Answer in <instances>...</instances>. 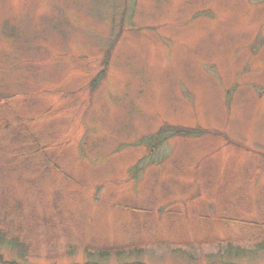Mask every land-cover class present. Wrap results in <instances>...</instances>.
Here are the masks:
<instances>
[{
    "label": "rangeland",
    "instance_id": "1",
    "mask_svg": "<svg viewBox=\"0 0 264 264\" xmlns=\"http://www.w3.org/2000/svg\"><path fill=\"white\" fill-rule=\"evenodd\" d=\"M0 218V264H264V0H0Z\"/></svg>",
    "mask_w": 264,
    "mask_h": 264
},
{
    "label": "trees",
    "instance_id": "2",
    "mask_svg": "<svg viewBox=\"0 0 264 264\" xmlns=\"http://www.w3.org/2000/svg\"><path fill=\"white\" fill-rule=\"evenodd\" d=\"M99 75H103V71H101ZM97 78H99V77H97ZM98 81H99L98 79L94 78L92 81V85H95ZM186 133H188V132H186ZM5 221H6V219L0 218V245H2V246L7 245V246L13 248V247H15V245L18 244L19 241L11 233V230L5 226V223H6ZM120 252H121V250H116L113 253H120ZM110 253L111 252H109L108 250H99V254H101V255H107ZM10 264H16V263L14 261H12ZM18 264H22V263H18Z\"/></svg>",
    "mask_w": 264,
    "mask_h": 264
}]
</instances>
